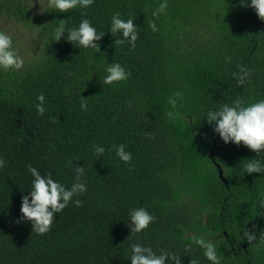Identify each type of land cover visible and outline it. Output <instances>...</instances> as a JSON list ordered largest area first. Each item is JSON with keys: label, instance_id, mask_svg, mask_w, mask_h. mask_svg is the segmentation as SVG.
<instances>
[{"label": "trees", "instance_id": "1", "mask_svg": "<svg viewBox=\"0 0 264 264\" xmlns=\"http://www.w3.org/2000/svg\"><path fill=\"white\" fill-rule=\"evenodd\" d=\"M40 3L44 13L39 0H0V18L35 32L30 49L19 52L24 68L0 71V157L7 161L0 168V264H130L137 241L179 253L182 264H209L198 246L185 251L194 235L217 245L221 264H264V245L241 236L245 228L264 230V173L246 174L241 162L256 154L225 145L204 120L234 99H264V20L240 0H168L156 17L160 0H95L68 13ZM114 13L138 26L135 47L114 45ZM82 18L105 34L100 51L52 39L59 20L74 27ZM113 62L130 75L103 87ZM238 65L252 72L248 82L233 75ZM175 91L184 96L173 108L167 100ZM41 93L43 115L36 111ZM118 144L131 152L129 164L108 151ZM94 145L105 147L102 157ZM69 161L84 168L86 192L74 197L82 204L70 202L50 231L37 234L19 222L33 179L27 166L70 187ZM137 207L156 219L131 236L129 210Z\"/></svg>", "mask_w": 264, "mask_h": 264}, {"label": "clouds", "instance_id": "2", "mask_svg": "<svg viewBox=\"0 0 264 264\" xmlns=\"http://www.w3.org/2000/svg\"><path fill=\"white\" fill-rule=\"evenodd\" d=\"M95 0H46L47 7L53 12L68 13L74 9H88L94 4ZM241 6L250 7L257 16L264 20V0H240ZM39 5L41 12L44 9ZM169 6L168 0H160L157 8L152 12L153 17L164 14ZM85 16L84 12L81 13ZM152 30L158 31L156 24L150 25ZM108 33L117 36L114 39V45H124L127 43L130 47H135L139 38L138 26L134 20L129 17L124 19L120 13H114L111 17ZM52 39L59 42L65 38L74 47L79 46L83 49H97L100 51L99 41L105 36L104 33L97 30L91 21L82 18L77 26L68 27L65 20H59V23L52 29ZM25 66L24 57L14 47L13 36L7 31L0 30V71L19 72ZM239 72L233 75L238 77V83H246L252 76V72L246 67L238 65ZM104 76L100 79L103 87L113 86L126 81L128 73L120 63H109L104 69ZM184 93L175 91L168 97V104L176 108L179 102H182ZM39 103L36 105V111L39 115L45 112L43 93L36 97ZM87 99L82 96L80 109L87 110ZM169 116L172 113L168 114ZM212 126V131L225 144H234L244 146L256 154V158L244 159L241 162L243 171L246 174L264 173V99H259L251 103H244L239 98L234 99L230 104L224 103L214 109H209L205 114V119ZM199 134V133H196ZM108 151H114L115 156L125 164H129L133 157L131 152L126 151V145H113ZM106 152L105 147L94 145V154L102 157ZM7 161L0 157V168L4 167ZM69 166L75 173L74 181L70 187L54 180L51 174L42 175L35 167L27 166L28 172L32 176L31 187L27 195L21 198L19 222H28L31 224L32 231L37 234H45L50 231L56 214L62 212L68 207L70 202L80 206L82 201L74 199L86 192V183L83 182L84 168L74 166L69 161ZM264 208V203L260 205ZM146 208L137 207L129 210L128 227L131 236L143 234L149 226L155 221ZM130 236V237H131ZM242 239L249 243L254 242L264 245V230L257 233L247 228L241 232ZM193 244L198 246L204 258L209 264H221V257L218 253L217 245L211 240L201 235H194L192 243L185 245V251H188ZM131 255L128 259L130 264H182L181 255L170 250H154L153 247L140 241L130 245ZM191 264H198L196 259H191Z\"/></svg>", "mask_w": 264, "mask_h": 264}, {"label": "rangeland", "instance_id": "3", "mask_svg": "<svg viewBox=\"0 0 264 264\" xmlns=\"http://www.w3.org/2000/svg\"><path fill=\"white\" fill-rule=\"evenodd\" d=\"M0 30L7 31L10 35L13 36L14 40H18V52L26 49L28 50V40L35 37V32L32 29H29L23 25H17L16 23L9 22L5 18H0ZM30 49V48H29Z\"/></svg>", "mask_w": 264, "mask_h": 264}, {"label": "water", "instance_id": "4", "mask_svg": "<svg viewBox=\"0 0 264 264\" xmlns=\"http://www.w3.org/2000/svg\"><path fill=\"white\" fill-rule=\"evenodd\" d=\"M220 177H221V179H222L225 183H227V181H226V179L224 178L223 173H222L221 170H220Z\"/></svg>", "mask_w": 264, "mask_h": 264}]
</instances>
